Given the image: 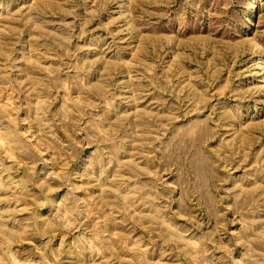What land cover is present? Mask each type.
Returning a JSON list of instances; mask_svg holds the SVG:
<instances>
[{
    "label": "rangeland",
    "instance_id": "obj_1",
    "mask_svg": "<svg viewBox=\"0 0 264 264\" xmlns=\"http://www.w3.org/2000/svg\"><path fill=\"white\" fill-rule=\"evenodd\" d=\"M0 264H264V0H0Z\"/></svg>",
    "mask_w": 264,
    "mask_h": 264
}]
</instances>
